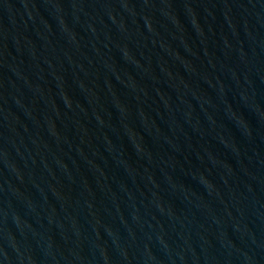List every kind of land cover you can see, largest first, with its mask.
<instances>
[{"label":"water","instance_id":"water-1","mask_svg":"<svg viewBox=\"0 0 264 264\" xmlns=\"http://www.w3.org/2000/svg\"><path fill=\"white\" fill-rule=\"evenodd\" d=\"M0 264H264V0H0Z\"/></svg>","mask_w":264,"mask_h":264}]
</instances>
